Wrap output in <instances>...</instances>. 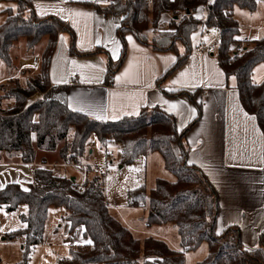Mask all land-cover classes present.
Instances as JSON below:
<instances>
[{"label": "trees", "instance_id": "trees-1", "mask_svg": "<svg viewBox=\"0 0 264 264\" xmlns=\"http://www.w3.org/2000/svg\"><path fill=\"white\" fill-rule=\"evenodd\" d=\"M258 1L109 0L105 6L86 2L105 15H123L118 28L122 52L117 63L109 61L106 82H110L126 58L128 32L158 50L177 51V41H182L189 51L191 35L201 24L205 28L217 26L223 29L217 47L219 63L227 76L236 77L244 108L256 116L264 132V81L255 83L252 79L255 66L264 62V38L248 41L238 57H233L235 44L239 42L234 8L255 10ZM3 2L9 5L1 10L7 16L0 25V63L11 66L12 46L21 38H27L29 46L45 41V50L34 83L10 91L5 86L4 94L0 96V161L18 153L22 162H35L39 159L38 150L57 149L59 142L66 140L73 130V140L67 142L60 152L64 163H80L88 152L86 142L92 136L102 141L114 139L121 142L122 163H133L140 156L158 151L175 179H157L149 197L145 185L141 184L129 192L130 203L147 204L150 224H176L182 245V250H173L163 240L135 237L110 213L102 174L87 177L80 184L66 171L59 174L48 165H40L34 171L29 189L18 183L0 189V204L7 210H15L20 204L28 206V212L22 215L25 227L11 233L12 236L25 235L22 262L27 263L33 247L43 241L50 207L60 206L66 210L65 219L71 222V231L84 226V235L91 239V243L71 248L69 256L60 260L61 264H186L185 253L198 249L203 242L208 243V254L199 264H264V231L260 234L259 246L253 250L244 248L239 227L228 226L217 231L219 194L207 175L187 161L190 150L187 128L180 129L176 117L158 106L144 108L139 115L117 120L94 119L70 108L67 102L69 86L52 87L49 68L59 34L70 29L73 38L74 31L54 15H38L32 0H0V4ZM201 6L206 9L204 20L195 15ZM164 13H170L171 20L168 27L159 29ZM150 29L154 32L152 40L149 38ZM71 44L72 53L84 56L105 51L99 47L81 52L76 50L73 41ZM187 53L179 54L159 81L182 66ZM38 91L45 93L44 96L38 101H30ZM166 93L187 96L195 105L197 115L190 126L201 119L203 102L198 100L196 92L179 89ZM3 100L13 103L5 108ZM39 160L47 163L45 158ZM89 171L93 170L88 168ZM79 185L82 189H78Z\"/></svg>", "mask_w": 264, "mask_h": 264}, {"label": "crops", "instance_id": "crops-1", "mask_svg": "<svg viewBox=\"0 0 264 264\" xmlns=\"http://www.w3.org/2000/svg\"><path fill=\"white\" fill-rule=\"evenodd\" d=\"M32 1L38 15H54L65 21L74 31L73 38L65 31L59 34L49 68L52 87L69 86V107L98 120L136 116L142 109L154 106L173 114L179 128H187L190 147L188 163L199 167L218 191L220 210L217 231L221 232L228 226H237L241 230L244 248H257L260 234L264 231V132L256 116L244 108L236 87V77L226 75L219 63L217 50L212 52L206 49V44L212 39L206 32L207 28L201 24L192 33L189 51L182 41H177V51L158 50L152 44L142 43L133 32H128L124 63L107 83L109 61L117 63L122 52L118 28L121 26L123 15H105L98 12L94 6L86 4L94 2L105 6L109 0ZM4 8L0 7V16L6 15L1 12ZM239 8L236 6L233 11L238 24L236 36L239 42L247 46L248 41L264 38V0L258 1L255 10ZM245 9L250 13L241 11ZM242 14H249L251 20L244 22ZM195 15L204 20L205 7H199ZM170 20L171 14L164 13L158 28L168 27ZM245 29L256 30V36L253 39L243 37L242 30ZM149 31V38L152 40L154 32L152 29ZM129 36L132 37L131 41L127 39ZM72 41L76 50L81 52L99 47L106 52L101 51L92 56L72 53ZM183 52H188L183 65L168 78L159 81ZM257 66L258 64L255 68ZM8 75L6 64L1 62L0 96L4 94V84L7 78H10ZM179 89L196 92L198 100L203 102L202 117L192 126L190 122L197 115L195 105L187 96H170L166 93ZM2 104L3 107L9 108L12 103L11 100H3ZM173 104L177 107L172 108ZM39 154L38 158H45L47 163H41L39 159L35 162H22L18 153L0 161V189L10 183H18L24 189H29L34 180V171L40 165L60 166L61 163L50 160L53 154L47 150H38ZM2 155L7 157L5 153ZM79 173L80 181L75 173L70 175L75 176L78 182H83L87 178L86 170L85 173ZM107 205L111 213L112 206L108 203ZM65 215L66 211L64 220L69 231L71 222L65 219ZM70 236L78 239L79 245L91 241L84 236V226L76 227L70 232ZM179 244L182 250L181 238Z\"/></svg>", "mask_w": 264, "mask_h": 264}, {"label": "rangeland", "instance_id": "rangeland-1", "mask_svg": "<svg viewBox=\"0 0 264 264\" xmlns=\"http://www.w3.org/2000/svg\"><path fill=\"white\" fill-rule=\"evenodd\" d=\"M7 5L9 3L3 2L0 4V7L4 8ZM239 9L243 8L240 7ZM241 11L250 13L246 9ZM4 16L6 17V15ZM4 16H0V24L5 20ZM242 16L245 18L244 22H249L252 18L249 14H242ZM65 32L70 38L72 37L70 29ZM255 33L256 30H242L243 37L248 39H253L256 36ZM43 44H45V41L29 46L28 39L21 38L12 46V64L10 67H7L10 78H7L8 80L4 84L7 87V91L18 86L27 87L29 83H34L43 63L45 50ZM253 80L257 83L264 81V63H259L255 68ZM44 94L42 91H38L35 95L31 96L30 101H38ZM74 136L73 130L69 133L66 140L59 142L57 149L48 151L53 154L50 160H56L62 164L50 167L59 174L65 171L68 174H72L73 172L78 176L79 181L81 179L80 171L85 173L86 170L85 174L87 177H92L99 173L102 174L105 182L106 203L112 206L110 207L111 214L114 217L119 219L124 226L130 228L133 234L137 238H140V240L153 236L165 240L172 249L180 250V237L176 224H150L148 222L149 210L147 209V204L143 207H135L133 204L130 205L129 202V192L141 184L145 185L146 193L149 197L150 190L155 186L157 179H175V176L165 167L162 154L154 151L147 157H138L133 163H122L121 152L123 144L121 142L114 139L102 141L92 136L86 142V149L88 142H94L95 153L90 154L89 151L85 152L82 161L76 167L63 166L66 163L61 158L60 152L67 142L73 140ZM38 156L40 157V154ZM103 163L108 164L107 171L104 172L101 168L92 165ZM88 168L93 171L88 172ZM80 184L82 183L80 182ZM139 192L141 195L143 194V191ZM65 211V208L60 206H52L49 209L43 241L33 247L30 259L25 263L22 262L25 236H12L11 233L25 225L22 215L28 212V206L20 204L15 210L9 211L5 205L0 204V264H61L60 260L69 256L71 248L79 245L77 243L78 239L70 236L71 227L69 231L66 228L64 220ZM207 253L208 244L207 242H203L198 249L185 253L186 264H199Z\"/></svg>", "mask_w": 264, "mask_h": 264}, {"label": "built area", "instance_id": "built-area-1", "mask_svg": "<svg viewBox=\"0 0 264 264\" xmlns=\"http://www.w3.org/2000/svg\"><path fill=\"white\" fill-rule=\"evenodd\" d=\"M214 30V31H213ZM207 34L212 36V39L206 44V49L214 52L217 50V47L219 45L220 42V38L221 35L223 33V29L217 27V26H213V27H208L206 30ZM245 48L244 44L241 42H237L235 44V49H234V54L233 57L234 59H236L238 57V55L243 51V49ZM88 147L87 150L89 151L90 154H93L94 150H95V143L94 142H88ZM68 167H76L78 165V162H69L66 164ZM93 166L95 165L98 168H101L102 171H107L108 168V164L103 163V164H92ZM83 183V182H81ZM78 189H82V185L78 186Z\"/></svg>", "mask_w": 264, "mask_h": 264}, {"label": "snow or ice", "instance_id": "snow-or-ice-1", "mask_svg": "<svg viewBox=\"0 0 264 264\" xmlns=\"http://www.w3.org/2000/svg\"><path fill=\"white\" fill-rule=\"evenodd\" d=\"M61 11H63V9H61ZM76 15H83V13H76ZM214 31V30H213ZM63 39V38H62ZM127 39L129 40V41H131L132 40V37H127ZM97 43H99V41H97ZM73 63H75L74 61H73ZM181 75H183V73L181 74ZM117 79L119 80L120 78L119 77H117ZM179 81H173V83H178ZM172 108H176L177 106L175 105V104H173L172 106H171ZM88 243H91V241H88Z\"/></svg>", "mask_w": 264, "mask_h": 264}, {"label": "water", "instance_id": "water-1", "mask_svg": "<svg viewBox=\"0 0 264 264\" xmlns=\"http://www.w3.org/2000/svg\"><path fill=\"white\" fill-rule=\"evenodd\" d=\"M72 179L75 181V180H76V177H75V176H73V177H72Z\"/></svg>", "mask_w": 264, "mask_h": 264}]
</instances>
